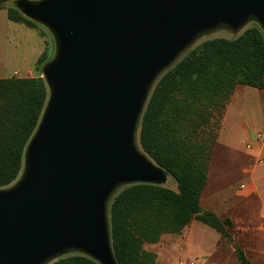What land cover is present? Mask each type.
<instances>
[{"label":"water","instance_id":"95a60500","mask_svg":"<svg viewBox=\"0 0 264 264\" xmlns=\"http://www.w3.org/2000/svg\"><path fill=\"white\" fill-rule=\"evenodd\" d=\"M52 39L40 70L48 97L18 179L0 188V264L78 254L117 264L108 207L121 189L170 175L138 143L159 78L189 50L254 24L264 0H16Z\"/></svg>","mask_w":264,"mask_h":264},{"label":"trees","instance_id":"16d2710c","mask_svg":"<svg viewBox=\"0 0 264 264\" xmlns=\"http://www.w3.org/2000/svg\"><path fill=\"white\" fill-rule=\"evenodd\" d=\"M6 8L9 21L38 25L15 8ZM33 1V0H30ZM52 52L37 59L39 70ZM237 85L264 90V36L252 24L235 37H211L189 50L154 85L138 130V143L152 162L174 180V188L137 184L121 189L108 207L110 237L117 264H156L145 244L163 235H180L193 220L229 238V219L203 210L204 191L213 148L226 105ZM47 87L41 78H0V188L20 176L23 154L45 103ZM239 264H248L234 250ZM51 264H97L78 254Z\"/></svg>","mask_w":264,"mask_h":264},{"label":"rangeland","instance_id":"374dc122","mask_svg":"<svg viewBox=\"0 0 264 264\" xmlns=\"http://www.w3.org/2000/svg\"><path fill=\"white\" fill-rule=\"evenodd\" d=\"M11 2L3 4L6 9ZM251 26V25H249ZM213 37H230L224 32L217 33ZM52 52V39L48 32L40 27L28 28L22 24L11 22L6 17L5 11H0V78L12 77L17 72L18 77L38 76L40 74L37 59L44 50ZM264 90L244 85H237L233 103L230 107L226 125L219 130V141L213 148L212 159L208 169V178L202 194L201 207L203 210H219V196L223 192H229L239 188L241 175H237L238 160L245 150V137L240 129V124L254 129L264 125ZM218 138V137H217ZM242 185V184H241ZM174 188L171 180L165 185ZM230 201L232 200L231 197ZM222 220L230 214L220 212ZM202 226L211 233L196 230L194 236L197 239L199 253L188 255L184 250L182 235H163L156 244H145L144 249L153 252L156 256V264H207L205 257L208 250L214 244L218 234L211 228L197 222L196 226ZM244 225H231L227 228L229 238H221L216 246V252L210 258L211 261L224 264H237L234 250L236 248L245 251L248 259L253 258L255 245L261 243L257 239L241 234ZM253 226H250V229ZM215 236V237H214ZM181 248L183 249L181 251ZM239 264V263H238Z\"/></svg>","mask_w":264,"mask_h":264},{"label":"crops","instance_id":"0c3cea01","mask_svg":"<svg viewBox=\"0 0 264 264\" xmlns=\"http://www.w3.org/2000/svg\"><path fill=\"white\" fill-rule=\"evenodd\" d=\"M0 11L6 12V9L0 8ZM12 77H18L17 72H14ZM236 89L237 86L232 96L230 97L228 104L226 105L221 121V128L222 126L226 125L227 117L230 116V107L233 103V97L235 95L234 93ZM239 127L246 141L244 153L240 154L241 158L238 160L239 170L237 171V175H241V184L244 185L245 188L240 189L239 187L237 189L230 190L229 192H223V194L219 196V199H221V202H219L218 205L220 211L217 212L212 209H209V211L213 212L221 220L222 215L220 214V212H223L227 215L230 214L224 219H229L232 225L246 226L241 227V234L244 236H252L257 239L256 241H261V243L255 245V247L257 248L253 250L252 259H248L245 251L241 249L240 250L245 255L248 264H264V125L258 126L254 129H251L243 124H240ZM257 134H260V138L258 140L256 139ZM217 140L219 141V134ZM248 143H250V149L246 148V144ZM241 184L239 186H241ZM229 197H231V201ZM197 222L198 221L193 220L187 227L184 228V230L180 234L182 235L181 243H183L184 250H186V254L188 255H197L199 253L198 251L200 250L196 244L197 239L194 236L196 230H203L206 233H211L209 232V230L203 228L200 225L196 226ZM250 226L253 227L250 229ZM219 242L220 236L218 235V237L214 239V244H212V246L208 250L209 256L205 257L206 259L204 263L224 264L222 260L221 262L214 263L210 259L217 251L216 246ZM182 250L183 249L181 248V251Z\"/></svg>","mask_w":264,"mask_h":264},{"label":"built area","instance_id":"2783aa9c","mask_svg":"<svg viewBox=\"0 0 264 264\" xmlns=\"http://www.w3.org/2000/svg\"><path fill=\"white\" fill-rule=\"evenodd\" d=\"M259 138H260V134H257V135H256V139L258 140ZM246 148H247V149H250V148H251L250 143L246 144ZM243 188H245V186H244V185H241V186H240V189H243ZM191 264H194V263L191 262Z\"/></svg>","mask_w":264,"mask_h":264}]
</instances>
